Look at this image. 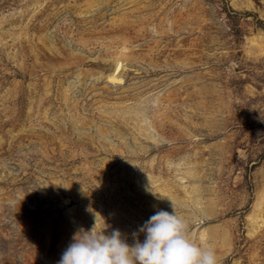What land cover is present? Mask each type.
Masks as SVG:
<instances>
[{"label":"rangeland","instance_id":"374dc122","mask_svg":"<svg viewBox=\"0 0 264 264\" xmlns=\"http://www.w3.org/2000/svg\"><path fill=\"white\" fill-rule=\"evenodd\" d=\"M261 32L264 0H0V264H58L92 228L132 245L160 210L218 264H264L246 219L264 191ZM214 226L225 246L199 239Z\"/></svg>","mask_w":264,"mask_h":264},{"label":"clouds","instance_id":"9594fccd","mask_svg":"<svg viewBox=\"0 0 264 264\" xmlns=\"http://www.w3.org/2000/svg\"><path fill=\"white\" fill-rule=\"evenodd\" d=\"M93 229V228H92ZM78 233L58 264H218L214 250L189 236L188 223L175 212L160 210L152 215L129 245L119 230L110 235L93 230ZM144 233L141 243L138 234Z\"/></svg>","mask_w":264,"mask_h":264},{"label":"bare ground","instance_id":"6f19581e","mask_svg":"<svg viewBox=\"0 0 264 264\" xmlns=\"http://www.w3.org/2000/svg\"><path fill=\"white\" fill-rule=\"evenodd\" d=\"M49 35V34H48ZM264 38V32H261L258 36H252L251 37V45L255 50H259V51H263L264 47L261 41H263L262 39ZM48 46V45H47ZM125 46L121 47L119 49L118 52V56H109V57H104L107 61H111V63L113 62V67L111 69V71L105 75L106 81H108V83L110 84H114L117 85L119 83L122 82V76L120 75L121 73V69L125 67L126 63H124V60H126V56H125ZM90 59V58H89ZM104 63V62H103ZM108 65V64H106ZM104 67V66H103ZM80 73L79 71H76V74ZM94 73H92L93 75ZM98 74V76L101 75V72L96 73V75ZM89 75H91V73H89ZM98 76H94V77H98ZM65 92L66 88H64ZM70 90V88H69ZM72 91V90H71ZM66 96V95H65ZM142 134V136H145L144 138L146 139H150V141L152 142V140H155L149 133L148 128L147 130H145L144 128V135L143 132L140 133ZM186 163L189 161H185ZM181 163H173L171 164L172 168H174V170L178 171L179 167L178 165H180ZM189 176L194 177L195 176V169H190L188 171ZM188 177V176H187ZM181 180H184V176H180L179 177ZM149 183L150 184H154L153 178H148ZM159 189V188H158ZM258 199L255 200V202L253 203V209L250 213H248L246 215V219L249 221L250 223V228L254 231L257 229V227H261L264 226V191H261L258 193ZM164 201V199H163ZM201 214H207V211H202L200 212ZM251 230V231H252ZM207 237H212L213 240L219 239L218 241H220L222 243V245L225 246L226 241L228 240V235L226 233V231H224L223 229L220 230L218 227L214 226V227H210L208 229V231L206 230L205 232H202L199 234V239L201 241L205 240ZM217 241V240H216ZM217 241V242H218ZM219 243V245L221 244ZM226 248V247H225ZM228 251V250H226ZM256 262V261H255Z\"/></svg>","mask_w":264,"mask_h":264}]
</instances>
